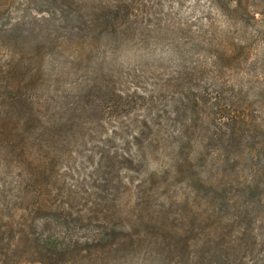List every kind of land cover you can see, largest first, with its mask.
I'll return each instance as SVG.
<instances>
[{
	"label": "rangeland",
	"instance_id": "obj_1",
	"mask_svg": "<svg viewBox=\"0 0 264 264\" xmlns=\"http://www.w3.org/2000/svg\"><path fill=\"white\" fill-rule=\"evenodd\" d=\"M138 1L147 6L129 23L141 34L113 48L50 36L112 0H0V68L40 73L38 120L68 131L61 152L38 143L34 159L0 154V224L23 222L41 244L74 250L48 259L32 242L10 259L0 247V264H199L212 252L264 264V0H244L239 13L232 0ZM36 35L53 41L39 59ZM110 90L129 105L114 109ZM148 94L169 112L163 120L147 121ZM100 105L107 114L91 112ZM29 166H47L68 223L34 206ZM86 186L109 203L86 211L78 194L69 201L66 189Z\"/></svg>",
	"mask_w": 264,
	"mask_h": 264
},
{
	"label": "trees",
	"instance_id": "obj_2",
	"mask_svg": "<svg viewBox=\"0 0 264 264\" xmlns=\"http://www.w3.org/2000/svg\"><path fill=\"white\" fill-rule=\"evenodd\" d=\"M243 3L244 0L230 1L228 11L239 13L240 9L243 7ZM142 4L143 3L138 0H130L129 2L128 0H112L110 4H102L100 9L101 12H94L90 17L85 18L83 15L74 17L76 22H78L75 27H70V25L67 27L64 23L62 27L54 28V33L59 37H54L55 34L49 35L56 40L61 37L62 43L66 42V40H64L66 36L71 35L72 37L70 39L77 38L80 41L83 39L84 41L92 42V44L105 41L108 47L118 48L121 45H125L132 38H138L141 34L140 31L132 29L129 20L133 16H136L135 11L146 8L147 5ZM43 20L44 19H40L38 21ZM43 32L46 31L43 30ZM36 38L39 46L38 48L36 46L35 57L39 59L42 57L43 46L46 47L48 44L53 45V41L48 40V42H45V39H49L48 36L42 38L40 35H36ZM206 40L208 39L205 38V41ZM26 70L27 67L22 63H12L7 71L0 68V154L4 155L5 151H10V155L14 154L15 157H21L23 159L29 157L30 159H34V157H31L34 153L31 149L38 143H46L49 147H52L53 144L55 150L61 152L62 140L60 141L57 139L65 133H68V131L63 133L60 129L55 128L54 124L46 121V126H43L38 120L41 118V112L39 111L40 109L38 110L34 106L35 99H33L32 92L37 90L41 85L40 73L36 74L37 72H35L29 77L25 72ZM103 96L108 103L114 104V109L117 108L116 106L121 105L126 107L129 105L123 104L127 100L126 98H130V96L123 94V92L117 94L115 90H110L107 94H103ZM142 99L147 111L148 122L161 121L169 113L168 111L164 112L162 101L157 96L148 94L147 96H143ZM101 106L102 105L93 108L91 112L97 113L101 110V112L107 114L109 110H102ZM37 122H39L40 125H38ZM50 125L51 127H48ZM47 158H51V156ZM31 167L32 166H29L23 169L28 172V179L25 180L28 183L27 186L35 188L29 192L36 198L34 206L37 207V210H55L58 214L56 215L59 219L58 221L62 220L68 223V220L73 215V213L70 212L71 208H66L69 202H55L58 196H61V193L58 191V193L52 195L53 190L51 185L47 183L52 178V175H46L47 166L44 167L43 172L34 171ZM92 187L86 186L83 190H75L73 187L66 189L68 193L67 198L69 201L71 199L76 200L78 194L81 199L86 201V204L90 205L86 206L88 207L86 211L94 210L96 207L100 208V205L103 204H108L109 202L102 193L103 190H100L96 186ZM66 211H68V213ZM83 216L88 218L86 214H83ZM85 218L83 219L85 220ZM21 223L14 224L7 222L5 224H0V237H5L4 242L0 239V243L3 242L0 247L2 248L1 250L4 251V254L7 253L6 255L10 259L17 253L19 245H29L32 244V242L37 244L38 250L40 246L46 247L44 250L41 249L38 252L45 258L49 257L48 259H56V257L74 253L72 241L67 245L53 246L49 243L47 238L42 236L41 241H43L44 244H41L37 237L33 238L34 236L28 233L27 225ZM17 228L19 230H17ZM100 231L101 230H97L96 233H100ZM16 233L19 234L14 236L11 242H7V235L9 234V236H12ZM30 253L23 254V256L32 257L33 253ZM214 256L218 255L214 254V252L209 253L207 257L203 256V258L197 255L195 260L200 261L199 264H215ZM218 257L224 264V258L221 256Z\"/></svg>",
	"mask_w": 264,
	"mask_h": 264
}]
</instances>
